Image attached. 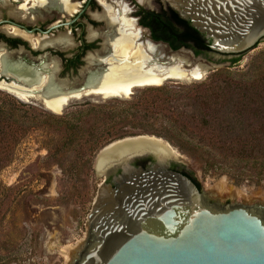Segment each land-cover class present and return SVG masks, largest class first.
<instances>
[{"label": "rangeland", "instance_id": "374dc122", "mask_svg": "<svg viewBox=\"0 0 264 264\" xmlns=\"http://www.w3.org/2000/svg\"><path fill=\"white\" fill-rule=\"evenodd\" d=\"M106 1L127 6L129 12L133 11L129 16L134 18L139 7L157 9L159 5L166 6L163 1H158L155 7L149 5V1L141 0H139L140 4L136 0H133V4H130L129 0H111L117 3ZM96 7L101 10L98 5ZM101 12L97 14H102ZM11 16L17 17L19 22L22 21L27 25L42 27L49 26L58 19L63 20L57 13L42 14L40 18L30 20L29 15H18L16 6L0 7V20ZM70 18V15L65 16V19ZM98 24L100 26L97 27L98 29L103 26L102 23ZM3 29L9 30V27L6 26ZM68 30V28L56 30L48 37L41 35L31 37L24 33L20 36L27 40H23L28 45L26 50L33 53L34 48L29 46L32 40L57 38L61 34L70 35ZM147 32L151 40L150 33L148 30ZM73 34L75 35L76 32L73 31ZM89 34L88 31L86 36L88 37ZM71 40V45L61 48L72 49L74 47L72 37ZM159 44L164 47L168 56L178 53L179 56L188 60L190 66L184 67L188 71L199 65L205 66L203 79L200 78L202 79L200 81L193 78L167 80L160 86L136 87L128 99L104 98L96 95L85 97L79 101L70 102L62 114L68 115L67 120H72L79 111H87L86 117L80 123L82 132L69 131L54 121H47L43 129L32 131L15 149L13 161L0 172V264H73L89 239L91 226L89 216L94 209L95 199L103 187L104 176L96 170L98 159L110 147L132 139L146 138L166 145L173 153L170 157L195 177L210 203L221 206L225 204L254 206L264 210V183L257 184L253 180L237 183L228 174L205 172L201 157L181 150L175 143L164 137L163 125L160 121H110L103 113L110 108H123L121 102L128 101L133 96L136 99L146 96L144 99L148 100H154L159 96L154 93L147 94L148 89L190 86L205 81L212 73L223 69L246 72L253 62L264 54V47L256 56L234 64L232 60L236 59L235 56L212 53L196 55L191 49L182 48L174 51L168 44ZM100 47L99 44L96 45L85 58L88 54H95L101 50ZM38 50L44 49H36V52L43 56V51L40 53ZM47 51L50 58L46 62L57 66L56 73L59 78L68 79L73 84L74 80L81 79L79 75H71V73L62 77L63 65L59 56L48 49ZM71 52L73 50L67 53ZM85 67H87L86 62L83 64V69ZM75 86L78 85L75 83ZM1 100H16L33 105L47 116L55 115L46 108L41 99L30 98L23 101L2 87H0ZM183 103L179 106L180 110L187 109L185 105L188 102ZM92 130H96L98 134L112 131L117 135L123 133L126 135L122 138H106L93 152H90L86 150L89 147L88 141ZM71 139L73 142L70 141Z\"/></svg>", "mask_w": 264, "mask_h": 264}, {"label": "water", "instance_id": "95a60500", "mask_svg": "<svg viewBox=\"0 0 264 264\" xmlns=\"http://www.w3.org/2000/svg\"><path fill=\"white\" fill-rule=\"evenodd\" d=\"M183 1L171 6L204 35L216 55L242 61L264 47V0ZM76 19L57 21L46 30L24 29L49 36ZM132 160L108 167L120 165L123 174L114 189L108 187L111 197L101 209L94 207L89 239L73 264H264V210L210 203L189 177L167 170L165 163L145 171L131 166Z\"/></svg>", "mask_w": 264, "mask_h": 264}, {"label": "trees", "instance_id": "16d2710c", "mask_svg": "<svg viewBox=\"0 0 264 264\" xmlns=\"http://www.w3.org/2000/svg\"><path fill=\"white\" fill-rule=\"evenodd\" d=\"M143 24L151 30L154 40L167 43L174 51L186 48L196 55L215 54L204 35L174 9L146 11ZM239 58L232 63H238ZM146 92L159 96L154 100L133 96L121 102L123 108H110L103 113L110 121H160L164 137L181 150L201 157L205 172L228 174L237 183H264V54L246 72L223 69L190 86ZM184 101L188 102L187 109L180 110ZM87 113L79 111L67 120L68 115L47 116L33 105L1 100L0 172L13 161L15 149L22 141L32 131L43 129L45 122L54 121L80 133V123ZM125 135L92 130L86 151L93 152L106 138Z\"/></svg>", "mask_w": 264, "mask_h": 264}, {"label": "bare ground", "instance_id": "6f19581e", "mask_svg": "<svg viewBox=\"0 0 264 264\" xmlns=\"http://www.w3.org/2000/svg\"><path fill=\"white\" fill-rule=\"evenodd\" d=\"M31 1L33 6L26 8L25 4L22 5L20 13L37 16L45 11L50 13L60 10L62 15H67L74 9V5L69 0ZM171 2L175 8L185 5L183 0ZM5 3L6 0H0V5ZM103 5H105L104 18L107 26L104 32L102 31L104 43L100 51L89 57L85 82L80 88H69V86L57 84L53 78V73L57 69L54 64L43 60L38 65L28 64L20 57L14 61L11 60L12 56L5 53L0 54V75L12 78L13 81L11 83L1 81L0 87L23 101L30 98L41 99L49 111L59 114L70 102L79 101L85 97L94 95L104 98L127 97L136 87L160 86L167 80L188 78L200 80L203 77L206 71L205 66L199 65L189 71L184 69L185 66H190L188 60L179 56L178 53L168 56L164 47L159 43L151 42L148 33L139 29L135 21L124 15L123 11ZM54 39L41 40L32 45L34 47L55 44L68 46L71 41L64 35L57 40ZM146 150L157 152L161 159L173 155L160 141L146 138L132 139L107 149L98 159L97 172L103 174L105 167L112 163L127 161L129 158H122ZM109 197H111L110 191L101 187L95 199V209H101V204Z\"/></svg>", "mask_w": 264, "mask_h": 264}, {"label": "flooded vegetation", "instance_id": "af4514ba", "mask_svg": "<svg viewBox=\"0 0 264 264\" xmlns=\"http://www.w3.org/2000/svg\"><path fill=\"white\" fill-rule=\"evenodd\" d=\"M129 1H130V4H133V0H129ZM141 1H149L150 2L149 5L151 4L153 7H155L157 5L158 1H160V2L163 1L166 6L159 5V7L157 9H149L147 7H139L138 11L136 12V17L134 18L133 16H129L130 14L133 13V11L129 12L127 6H125V5L111 4V3L107 2L106 0H69V2L74 5V9L68 15H62V12H60V10H59V11L50 12V13H46L48 11H45L41 14H38L37 16H33L29 13H20V8L22 7V5L25 4L26 8H31L33 6V3H32L33 1H31V0H29V1H26V0H6L5 5H0V7L1 6H7V5L16 6L17 14L21 15V16L23 14L29 15L30 20H33V19L36 20V19L40 18L42 16V14L43 15L44 14L52 15L53 13H57L63 18V20L62 19L57 20L58 22H62V23L73 21L74 19L77 18L71 26H67V27L64 26V27L59 28V29H62V28H68L69 29L68 32L70 33V35L64 34V36H68L69 40H71V37H72L73 42H74V47L72 49L71 48L63 49L61 47H67V46H61V45H56V44L52 45V46H60V47H51V46H45V47L36 46V47H34L32 44L38 43L41 40H32L29 46L32 49L33 48L34 49H44V50H38L40 53L43 51L44 55L41 56L36 51H33V53H32L31 51L26 50L28 45L25 41H27V40L22 38L20 35H23V33H24L25 35L32 37L34 35H40V34L37 32L34 35H29L26 33L24 27H26L30 30H32L34 28H40V29L46 30L47 28H49L52 24L56 23L57 21L53 22L49 26H43V27L42 26H31V25L25 24L22 21L19 22L17 20V17L11 16L9 18H5V19L0 20V54L1 53L8 54V55L12 56L11 60H14V61L17 60L18 57H20L22 61L24 60V62L29 64L32 62H38V61H42V60L44 62H46V60H48L50 58L49 57L50 55L47 51V49H48V50L54 52L55 55L59 56L58 58H60V60L62 62L63 66L61 69V72H62L61 76L64 77L65 75H67L69 73H71V75H76V76L79 75L81 77V79H77L74 81H75L76 85L82 86L85 82V74L89 68V57L91 55H94V54L90 53V54H88V56L86 58H85V56L87 55V53H89V51L94 50L96 45H98V44L101 46L100 49H102V46L104 43L102 33L107 28V26L105 25L106 24V20L104 18L105 5H103V4H106L107 6L113 7L116 10H119L120 12L123 11L124 15H126L129 19H132L135 21V23L139 29L143 30L144 32H147V30H148L150 33V37H151L150 41L151 42H153L155 44L164 43L162 41H156L153 39V35H152L151 30L149 28H147L146 26H144V24H143L144 16H145L146 11L159 13V12H161L162 9H165V10L168 8L174 9L171 6V3L173 5V2H171L173 0H141ZM111 2L117 3L116 1H111ZM136 2H138L139 4L141 3L139 0H136ZM96 5H98L101 8V10H98ZM126 5H128V4H126ZM115 6H117V7H115ZM100 11H102L101 12L102 14H97V13H100ZM69 15L71 16V18L65 19V16H69ZM98 15H99V17H97ZM21 20H23V19H21ZM98 23L103 24V26L101 25L102 27L99 29L97 28V27H100ZM6 26L9 27V30L3 29V27H6ZM59 29H57V30H59ZM55 31H53V32H55ZM73 31L76 32L75 35L73 34ZM88 31L90 32V34L87 37L86 35H87ZM99 35H101V36H99ZM60 36H62V35H59L55 39L54 38H51V39L57 40ZM148 36H149V34H148ZM43 37H48V36H43ZM23 40H25V41H23ZM98 40H100V42H98ZM71 41H69V43H70L69 45H71ZM165 44H167V43H165ZM72 50H73V52L67 53L68 51H72ZM95 54H96V52H95ZM40 57H41V60H39ZM85 62L87 63V67H85L83 69V64ZM54 67L57 68L56 65ZM2 78H0V82H1ZM53 78L57 84L64 85V86H69V85L75 86V83L73 84V82H71L70 80L65 79V78H59L58 74H56V69L53 73ZM126 158H129V159L132 158L133 159L130 163L131 166H134L135 168H141L142 170H145V171H148V170L152 169L153 167H155L158 164V162L160 165H163L164 164L163 162L165 161L167 163V164L165 163L166 164L165 168L167 170L179 172V173L186 175L198 186L199 189H201L200 184L195 179V177L193 175H191L190 173H188L180 165H178L176 163V161H174V159H172L171 157H164L163 159H161L157 152H155V151L153 152L151 150H149V151L146 150L142 153L141 152L138 154L134 153V154L129 155V156L122 158V159H126ZM108 167L109 166L105 167V170ZM96 170H97V168H96ZM122 174H123V170H122V166H120V165H116L114 167L108 168L106 171V179L103 180V183H102V186H103L102 188H105L108 190V187H110L111 189H114L116 187L115 179L120 177Z\"/></svg>", "mask_w": 264, "mask_h": 264}]
</instances>
